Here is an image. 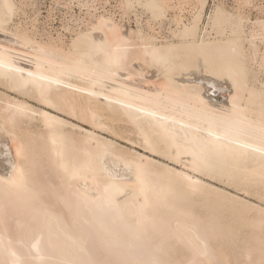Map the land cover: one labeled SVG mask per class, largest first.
Returning <instances> with one entry per match:
<instances>
[{
  "label": "bare ground",
  "instance_id": "1",
  "mask_svg": "<svg viewBox=\"0 0 264 264\" xmlns=\"http://www.w3.org/2000/svg\"><path fill=\"white\" fill-rule=\"evenodd\" d=\"M25 1L38 23L0 0V264H264L263 4L71 0L65 44Z\"/></svg>",
  "mask_w": 264,
  "mask_h": 264
},
{
  "label": "rangeland",
  "instance_id": "2",
  "mask_svg": "<svg viewBox=\"0 0 264 264\" xmlns=\"http://www.w3.org/2000/svg\"><path fill=\"white\" fill-rule=\"evenodd\" d=\"M40 4V15H39V20L38 23L35 24V21H37L35 19L36 16H38V14H35L34 12V8L32 6V4L30 2L25 1L26 3L24 4V10L25 13H21V15L16 18L15 22L16 24H18L20 27H24V28H31V25L35 24L37 25L38 30L40 31V35H43L44 38H53L57 41H63L65 42V44H69L73 34L70 31H67L66 29V23L67 20L70 18V15H76L77 17H83L84 13H81L80 8L77 6V3L74 2L72 3V7L69 9L65 8L66 6L68 7L69 3L71 2V0H37ZM107 2H103V4L101 6H99L100 11H103L102 7H104L107 11H111V14H116V18H119L121 15V10L119 7V2L121 0H105ZM217 0H208V4L205 10V20L203 19V23L205 24L207 21V18L209 17L212 9L214 8V4ZM220 2H224L227 7L229 8H233L236 5V0H218ZM178 1H174L173 3L175 5H177ZM31 4V5H30ZM259 4H263L262 6H264V0H259ZM182 10L183 13L186 14V12L188 13L187 10H191L192 6L187 3L186 5L182 3ZM180 8L178 7L177 10L175 9L172 14H178L180 12L179 10ZM185 9V10H184ZM176 12V13H175ZM259 10H254L253 11V19H255V17L260 15ZM131 21L129 24H127L128 26H130L131 29L136 30L137 29V23L135 21V16L133 13H131ZM262 14V12H261ZM68 15V16H67ZM188 15V14H187ZM263 16V15H262ZM35 19V20H34ZM145 19V18H144ZM146 28V25H145ZM174 28V27H173ZM84 29V28H83ZM169 31V27L165 26L163 27L161 30L158 29V27H156V32H161L163 37H167L170 35ZM40 37V36H39ZM151 75V74H150ZM0 90H2L0 88ZM71 122H74L75 124H80L79 121L77 120H72L70 119ZM81 125V124H80ZM115 140V138H113ZM118 144L124 148L127 149H133V150H138V152L144 153L143 149L141 148V146L135 144H129L127 140L125 139H116ZM132 145V146H131ZM139 146V147H138ZM207 182V181H206ZM213 186L231 193L232 195H237V196H241L240 193H237L235 190H232V188H228L222 184H213Z\"/></svg>",
  "mask_w": 264,
  "mask_h": 264
}]
</instances>
